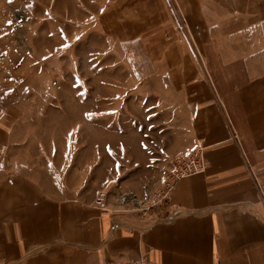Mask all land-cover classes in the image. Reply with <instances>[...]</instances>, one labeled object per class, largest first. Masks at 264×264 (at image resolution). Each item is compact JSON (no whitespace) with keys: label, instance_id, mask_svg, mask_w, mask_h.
<instances>
[{"label":"crops","instance_id":"1","mask_svg":"<svg viewBox=\"0 0 264 264\" xmlns=\"http://www.w3.org/2000/svg\"><path fill=\"white\" fill-rule=\"evenodd\" d=\"M175 1L192 25H206L205 71L195 65L185 78L186 59L171 62L182 61L184 114L205 170L175 183L163 219L112 231L111 214L94 207V189L78 183L62 192L43 171L10 172L22 156L20 109L11 107L0 120V264H264V63L238 45L231 21L261 16L264 0ZM168 2L117 0L102 25L114 39L162 47Z\"/></svg>","mask_w":264,"mask_h":264},{"label":"rangeland","instance_id":"2","mask_svg":"<svg viewBox=\"0 0 264 264\" xmlns=\"http://www.w3.org/2000/svg\"><path fill=\"white\" fill-rule=\"evenodd\" d=\"M115 1L0 0V120L20 109L22 156L10 172L43 171L62 192L78 183L106 192L105 212L138 224L164 218L166 202L155 204V194L165 172L201 149L184 114L182 61L171 62L186 59L185 78L195 65L205 71L206 25H192L169 0L158 30L164 51L152 39L123 42L102 25ZM231 21L238 45L264 63V11Z\"/></svg>","mask_w":264,"mask_h":264},{"label":"built area","instance_id":"3","mask_svg":"<svg viewBox=\"0 0 264 264\" xmlns=\"http://www.w3.org/2000/svg\"><path fill=\"white\" fill-rule=\"evenodd\" d=\"M201 150V149H200ZM200 150L195 152L190 156L188 160L177 159L173 163V166L169 171L165 172L162 183L155 194V204H160L162 202H167L169 198L170 191L177 181L180 179L190 176L205 170L206 164L200 154ZM123 198V197H122ZM94 207L106 211L108 209V194L103 191H99L94 199ZM118 222L116 220L112 221L110 230L115 231L119 228ZM129 264H155L146 259H140Z\"/></svg>","mask_w":264,"mask_h":264}]
</instances>
